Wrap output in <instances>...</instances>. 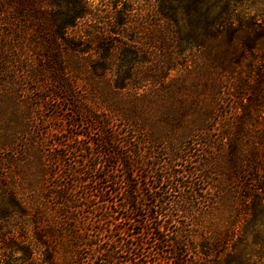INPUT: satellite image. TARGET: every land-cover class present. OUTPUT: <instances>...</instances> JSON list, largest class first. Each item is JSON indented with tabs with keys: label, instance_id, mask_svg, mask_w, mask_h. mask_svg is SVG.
<instances>
[{
	"label": "trees",
	"instance_id": "obj_1",
	"mask_svg": "<svg viewBox=\"0 0 264 264\" xmlns=\"http://www.w3.org/2000/svg\"><path fill=\"white\" fill-rule=\"evenodd\" d=\"M112 8L0 0V264H264V0Z\"/></svg>",
	"mask_w": 264,
	"mask_h": 264
},
{
	"label": "rangeland",
	"instance_id": "obj_2",
	"mask_svg": "<svg viewBox=\"0 0 264 264\" xmlns=\"http://www.w3.org/2000/svg\"><path fill=\"white\" fill-rule=\"evenodd\" d=\"M87 1L92 7H96L98 9H101V12L98 15L101 18L102 17L105 18L106 16L111 14L112 9H113L112 7H113L115 1H118V7L122 5V2L126 1V2H132L134 7L137 4L141 3L146 8V5H147L148 1H150V0H87ZM145 11H146V9H145ZM98 19L99 18L96 17L95 20L92 19V21H98ZM62 105L65 107L64 104H61V106ZM53 108L55 109V107L51 106V109H53ZM222 109H225V107H222Z\"/></svg>",
	"mask_w": 264,
	"mask_h": 264
}]
</instances>
